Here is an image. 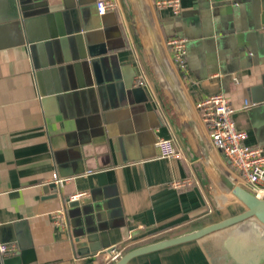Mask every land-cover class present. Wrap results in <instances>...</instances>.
<instances>
[{"label":"crops","instance_id":"0c3cea01","mask_svg":"<svg viewBox=\"0 0 264 264\" xmlns=\"http://www.w3.org/2000/svg\"><path fill=\"white\" fill-rule=\"evenodd\" d=\"M21 1L24 10L0 0V244L11 247L0 264H111L104 243L122 254L244 209L202 160L133 0H113L102 14L95 0ZM261 1L179 0L173 13L143 0L214 160L246 190L195 102L222 93L245 143L264 152V100L250 96L264 74ZM170 36L185 39L184 72L170 60ZM158 136L180 157H158ZM52 173L67 179L55 196ZM125 264H264V226L248 217Z\"/></svg>","mask_w":264,"mask_h":264},{"label":"built area","instance_id":"2783aa9c","mask_svg":"<svg viewBox=\"0 0 264 264\" xmlns=\"http://www.w3.org/2000/svg\"><path fill=\"white\" fill-rule=\"evenodd\" d=\"M94 4L99 14L115 7L113 0H95ZM154 4L157 7H169L173 13L179 8V0H154ZM165 44L172 64L178 71L184 72L186 70L185 39L181 36H170L166 38ZM138 83L142 81L139 80ZM195 107L212 145L227 157L232 169L242 179L247 190L255 197H264V152L260 146L245 143L246 133L234 125L233 107L227 98L222 93H212L198 99ZM154 145L160 158H179L181 155L171 138L158 136L154 140ZM66 180L56 173L51 174V181L55 185L60 186ZM187 182V179L174 180L171 185L180 187ZM10 249V246L0 244V252L4 253ZM119 255L120 251L112 246L106 261L114 260Z\"/></svg>","mask_w":264,"mask_h":264},{"label":"water","instance_id":"95a60500","mask_svg":"<svg viewBox=\"0 0 264 264\" xmlns=\"http://www.w3.org/2000/svg\"><path fill=\"white\" fill-rule=\"evenodd\" d=\"M24 2L21 0H18V4L20 6L21 10H24L27 7H24L26 5L23 4ZM134 6L136 8L137 14L139 16L143 32L145 35V38L147 40L149 49L151 51L153 60L159 70V73L167 87V89L170 92V95L177 106V109L182 116L184 123L186 124V127L197 147V150L208 167V169L211 171L213 176L219 181V183L226 188L242 205L244 206V209L240 211L239 213H236L234 215H231L229 217L223 218L221 220L211 222L208 224H205L201 227H197L195 229L185 231L178 233L176 235L171 236H165L161 237L159 239L140 244L137 246H134L126 251H124L122 254H120L116 259H114L111 264H125L129 259L144 254L146 252L159 250L168 246H172L175 244H179L182 242L190 241L197 239L207 233H210L212 231L218 230L220 228H223L225 226L231 225L233 223H236L238 221H241L248 217H254L259 223H261L264 226V197L259 198L255 197L252 193L244 189L240 184L235 182L233 179H231L227 174H225L218 166L216 161L214 160L203 136L200 133V130L196 124V121L186 104L179 87L174 79V76L171 72L170 67L168 66L161 49L159 47L158 41L155 37L147 10L145 8L143 0H133ZM261 12H260V19L261 22H264V0L261 1ZM25 46H28L26 44ZM42 92V91H41ZM250 96L251 100L254 102H259L264 100V74L261 75L260 83L257 85H253L250 87ZM222 157L224 159H227L222 154ZM229 162V160L227 159ZM48 189L50 188V196L56 195V187L54 183H49L46 185ZM67 204L69 205H75L76 202L73 199H66ZM94 235H92L93 237ZM91 237V238H92ZM93 239V238H92ZM104 247L106 246L105 251L108 253L112 246H109L104 243ZM108 246V247H107ZM98 244L94 243L90 246V249L98 248ZM10 264H15L14 262Z\"/></svg>","mask_w":264,"mask_h":264}]
</instances>
